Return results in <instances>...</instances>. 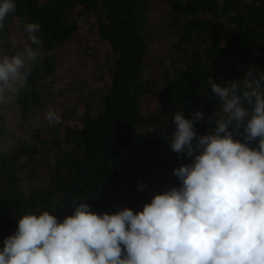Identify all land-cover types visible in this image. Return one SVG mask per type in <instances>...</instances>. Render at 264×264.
<instances>
[{
    "label": "trees",
    "instance_id": "trees-1",
    "mask_svg": "<svg viewBox=\"0 0 264 264\" xmlns=\"http://www.w3.org/2000/svg\"><path fill=\"white\" fill-rule=\"evenodd\" d=\"M15 2L6 36L19 40L29 21L41 27L42 60L30 78L25 120L39 114L43 122L44 103L57 90V50L80 30L101 45L94 60L105 78L98 76L97 95L71 109L52 100L62 122L33 130L0 157V248L24 212L48 210L62 220L81 199L97 214L136 212L179 186L173 169L191 161L178 159L165 140L175 130L173 114L216 110L204 95L208 78L241 79L250 65L264 71V0H164L156 18L151 0ZM155 42H165L161 53ZM208 130L206 120L195 123L198 134Z\"/></svg>",
    "mask_w": 264,
    "mask_h": 264
},
{
    "label": "clouds",
    "instance_id": "clouds-1",
    "mask_svg": "<svg viewBox=\"0 0 264 264\" xmlns=\"http://www.w3.org/2000/svg\"><path fill=\"white\" fill-rule=\"evenodd\" d=\"M16 11L15 0H0V157L33 130L62 122L53 107L43 122L39 114L24 119L42 39L32 21L19 40L5 35ZM206 84L216 110L190 118L177 110L165 139L178 159L191 161L173 169L179 186L136 212L97 214L83 199L62 220L48 210L24 212L4 238L0 264H264V71L250 65L241 79ZM205 120L209 130L198 134L195 123Z\"/></svg>",
    "mask_w": 264,
    "mask_h": 264
},
{
    "label": "rangeland",
    "instance_id": "rangeland-1",
    "mask_svg": "<svg viewBox=\"0 0 264 264\" xmlns=\"http://www.w3.org/2000/svg\"><path fill=\"white\" fill-rule=\"evenodd\" d=\"M164 8V0H151V14L153 18L162 17ZM79 32L81 33L77 38L57 50L60 56V64L57 67L55 76L57 90L51 93L49 98L46 99L44 103L46 108H43L42 113L48 107H51L52 100L59 102L62 99L61 105L67 107V109H71L76 104L82 103L83 99L86 101L93 95H97L100 84L103 81L99 80L100 78L98 76L102 74L103 78H105L102 72L104 68L101 66L100 61L94 60L96 57H99V49L101 48V45L97 44L98 40L96 36L89 34L90 32L88 31L80 30ZM164 43L155 42L152 45L153 52L158 53L157 51H159L161 53L160 50L165 46ZM89 46H94L92 52Z\"/></svg>",
    "mask_w": 264,
    "mask_h": 264
}]
</instances>
